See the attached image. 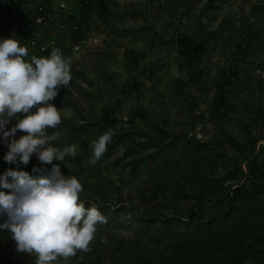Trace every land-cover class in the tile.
<instances>
[{
    "label": "rangeland",
    "instance_id": "rangeland-1",
    "mask_svg": "<svg viewBox=\"0 0 264 264\" xmlns=\"http://www.w3.org/2000/svg\"><path fill=\"white\" fill-rule=\"evenodd\" d=\"M9 1L12 24L22 18L31 26L34 14L51 13L47 24L36 26L37 36L64 46L72 75L51 101L62 119L48 132L61 133L52 142L61 148L78 145L74 157L53 163L78 177L86 206L96 204L109 220L97 224L89 250L78 249L54 264H123L124 248L156 247L150 233L160 222L153 218H172L171 227L180 231L189 227L192 211L212 217L222 204L210 195L212 189H204L206 184L217 188L211 174L228 173L224 185L231 184L229 190L240 186L241 201L264 209V0H103L102 13L98 0H64L65 9L54 0ZM68 15L83 17L86 24V43L79 50L70 47L75 36L58 27L61 22L69 27ZM12 32L29 57L37 55L24 32ZM192 42L200 44L199 50L194 51ZM106 110L116 119L112 125L101 120ZM85 122L93 125L83 132L74 129ZM103 127L117 135L116 145L111 155L102 154L93 164L94 142ZM162 127L187 139L168 147L174 161L183 158L182 163L163 167L150 159L132 174L125 166L132 157L128 152L135 155ZM22 134L18 130L15 136ZM198 143L205 145L200 151L182 154L184 147L189 153ZM7 150L0 139V173L17 167L3 160ZM39 163L33 154L19 167ZM193 168L202 176L192 185L183 184L195 197H178L173 187L165 191L154 184L156 178L166 185L180 181L182 171ZM9 255L17 264L36 261L35 253L17 251L10 233L0 230V260Z\"/></svg>",
    "mask_w": 264,
    "mask_h": 264
},
{
    "label": "clouds",
    "instance_id": "clouds-1",
    "mask_svg": "<svg viewBox=\"0 0 264 264\" xmlns=\"http://www.w3.org/2000/svg\"><path fill=\"white\" fill-rule=\"evenodd\" d=\"M70 65L59 48L29 57L17 36L0 37V139L8 146L3 160L17 165L0 173V217H6L0 230L10 233L17 251L35 253V264H54L78 249L89 250L97 224L106 220L96 204L86 206L80 199L83 188L78 177L53 163L78 151L76 144L61 148L52 143L61 133L48 132L62 119L51 101L61 86L69 85ZM14 117L16 123L5 127ZM18 130L23 134L17 138ZM111 138V131L97 138L91 163L102 156ZM33 154L40 163L30 173L19 166L27 165Z\"/></svg>",
    "mask_w": 264,
    "mask_h": 264
},
{
    "label": "trees",
    "instance_id": "trees-1",
    "mask_svg": "<svg viewBox=\"0 0 264 264\" xmlns=\"http://www.w3.org/2000/svg\"><path fill=\"white\" fill-rule=\"evenodd\" d=\"M11 5L12 2L5 0V10L7 12L5 16L10 23L13 22L11 19L13 16ZM97 5L100 6L99 13H102L106 8L103 0H98ZM73 17V15H68L66 22L76 23L83 30L86 25L84 18L76 20ZM21 20L22 18L19 19V21ZM192 46L194 51L200 48V44L196 42H192ZM37 55L42 56L40 53H37ZM101 117V120L108 125H112L116 121L115 118H111L107 110L103 112ZM87 125H93V123L77 124L74 129L83 132ZM105 131L107 129L103 127L101 134ZM116 136L112 135L106 151L103 153L104 155L112 154L116 145ZM179 139L187 143V139L182 134H172L171 131L162 127L156 136H148L146 146L145 144L139 145L138 152L135 155L134 152H128L131 153L132 157L125 163V166L130 167L132 174H135L137 168L150 159L158 160L163 167H167L170 164L178 167L182 163L183 158L180 161L178 160L179 164L176 163L168 154V147L175 144ZM203 146L205 145L202 143H198L196 147L192 145L189 153L184 147L182 154L187 157L192 153L193 149L198 152ZM32 168L25 170L31 173ZM189 170H186L187 172L182 171L180 181H172L169 185H166L156 178L154 184H157L160 189L165 191L173 187L175 192H179L177 194L178 197H195V193L189 194L187 192L183 182L192 185L202 175L198 171L195 173L194 168ZM252 172V174L255 173L254 171ZM227 176L228 173L225 176L211 174L210 182L217 188L214 190L209 184H206L204 188L205 190L212 189L210 195L215 197V201L222 204V208L218 213L206 218L201 213L192 211L186 221L189 227L180 231L176 227H171L172 218L168 217L164 220L153 218L155 222H160V226L150 233V237L156 241H154L156 247L152 248L146 244L144 246L124 248L120 254L121 258H123V264H245L249 260L256 264L261 259H264V209L255 203L241 201L242 188L234 185L232 190H229L231 184L228 187L224 185V182L228 180ZM80 199L82 198L80 197ZM223 199L224 201L227 200L224 204V209ZM198 207L202 210L200 205ZM141 215L145 217V214L142 213ZM106 221V223H109L107 218ZM147 230L148 226L144 228L142 233L147 232ZM2 231L4 233L8 232L6 229ZM0 264L17 263L13 256L9 255L0 260ZM82 264L89 263L85 262Z\"/></svg>",
    "mask_w": 264,
    "mask_h": 264
},
{
    "label": "built area",
    "instance_id": "built-area-1",
    "mask_svg": "<svg viewBox=\"0 0 264 264\" xmlns=\"http://www.w3.org/2000/svg\"><path fill=\"white\" fill-rule=\"evenodd\" d=\"M53 1V0H49ZM57 1V5L59 9H65L66 4L64 0H54ZM6 10H5V0H0V37L10 36L13 34L12 30H19L21 32H24L28 37V45L30 47H33L37 53H40L42 56H46L50 53V51L53 48H59L61 52L64 54L67 53V50L64 48V46L59 45L55 40H43L42 38H39L37 36V30L36 28L38 26H43L47 24L51 19L52 16L50 12L47 10L43 13H36L33 16V25H28L27 22L21 20L15 21V23H10L9 20L6 19ZM59 29L61 30H67L68 34L75 39L73 44H71L72 50H79L85 43H86V34L84 31L80 28V26L76 23H70L69 27L65 22H61L58 24ZM37 26V27H36ZM69 49V48H67Z\"/></svg>",
    "mask_w": 264,
    "mask_h": 264
}]
</instances>
